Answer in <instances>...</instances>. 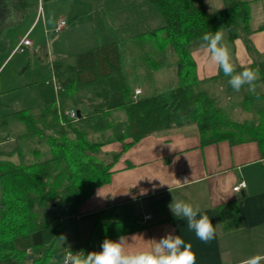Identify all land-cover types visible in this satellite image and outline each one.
Returning a JSON list of instances; mask_svg holds the SVG:
<instances>
[{"label":"trees","instance_id":"1","mask_svg":"<svg viewBox=\"0 0 264 264\" xmlns=\"http://www.w3.org/2000/svg\"><path fill=\"white\" fill-rule=\"evenodd\" d=\"M148 1L162 15V26L50 60L53 85H60L56 99L0 113V144L13 143L0 149V264H55L56 255L70 250L99 251L106 238L175 222L168 194L147 199L151 221L140 220L139 202H121L96 213L84 243L56 249L66 224L95 189L110 181L124 152L154 132L195 124L202 144L255 141L264 155V53L249 39V1L223 0L212 10L204 0ZM27 5L26 0H0V34L12 16L13 23L21 19ZM217 30L226 32L236 72L258 71L254 91L247 85L233 90L222 70L199 78L192 54L205 33ZM239 38L252 58L248 65L236 58ZM42 55L48 59V52ZM72 109L81 110L76 120L64 112ZM115 142L122 144L121 151H105ZM222 207L216 217L224 230L240 229L238 211Z\"/></svg>","mask_w":264,"mask_h":264},{"label":"crops","instance_id":"2","mask_svg":"<svg viewBox=\"0 0 264 264\" xmlns=\"http://www.w3.org/2000/svg\"><path fill=\"white\" fill-rule=\"evenodd\" d=\"M246 1H249L250 9L249 39L257 52L264 53V0ZM204 3L207 8V0H204ZM42 8L44 11V4ZM103 18L104 16L99 15L96 24L108 28ZM61 19L66 20V25L60 30H57V25L55 32L72 34L77 30L90 31L86 27L90 25V16L83 17V23H80L72 13ZM36 27L31 32L27 30L22 37L33 34ZM110 36L109 33L108 37ZM108 37L106 40L121 39ZM31 42L34 46V41ZM17 45L7 55L3 64L11 55L17 53L15 51ZM235 45L238 62L241 65L250 64L252 58L243 39H237ZM192 55L199 78L217 73L218 70L210 63V54L205 49L197 48ZM104 149L108 152L121 151L122 144L111 143ZM241 182H245L246 186L235 191L234 187ZM99 189L101 194L110 196L106 198L98 196ZM142 189L147 194L141 195ZM160 194H168L171 202L174 197L176 200H184L199 206L201 213L207 214L214 224L215 237L203 242L196 237L194 231L187 228L185 220L177 218L172 222L160 218L164 221L124 235L129 238L128 251L147 249L154 243L150 240H158L171 232L173 235H181L186 243L191 244L196 255V264H243L251 257L264 256V155L258 143L246 141L232 144L228 140H223L218 143L202 144L195 124L173 126L154 132L129 147L112 168L110 181L95 189L93 195L81 204L75 219L69 222L86 221L87 226L92 229L97 212L127 201L139 202L140 220H144V216L151 215L146 209L147 199ZM226 204L233 205L239 213L241 228L237 231L226 232L216 217V209H221ZM67 233L65 227L63 237H66ZM70 248L74 247L66 245L59 249V252ZM260 264H264V260H261Z\"/></svg>","mask_w":264,"mask_h":264},{"label":"rangeland","instance_id":"3","mask_svg":"<svg viewBox=\"0 0 264 264\" xmlns=\"http://www.w3.org/2000/svg\"><path fill=\"white\" fill-rule=\"evenodd\" d=\"M26 1L28 5L21 19L13 23L15 16H12L0 34V113L2 114L22 108H33L41 102L56 99L57 93L52 81L53 71L50 60L61 59L115 41L106 40L109 33L111 36L122 39L164 24V19L156 5L148 0ZM43 4L44 11L40 15L39 6ZM220 6H223L222 0H207L209 10ZM89 11H91L90 14H88ZM70 13L74 14L80 23L84 22L83 17L90 16V25H86L90 31L83 29L72 34L55 32L61 17L67 18ZM99 15L104 16L103 21L108 28L96 24L99 21ZM35 27L34 33L28 36L35 45L30 46L24 53L17 52L11 55L3 64L7 55L17 43L19 44V39L27 30L31 32ZM223 33L226 37V32ZM43 51L48 52L49 60L42 55ZM26 64L29 67L23 69ZM12 145L11 141H6L0 144V149L9 150ZM1 195L0 184V197ZM65 227L68 233L64 241L61 239L57 241L56 249L58 250L66 245L76 247L84 243L91 229L86 221L68 222ZM55 264H62V258L57 259Z\"/></svg>","mask_w":264,"mask_h":264},{"label":"clouds","instance_id":"4","mask_svg":"<svg viewBox=\"0 0 264 264\" xmlns=\"http://www.w3.org/2000/svg\"><path fill=\"white\" fill-rule=\"evenodd\" d=\"M201 39L200 47L210 54V63L218 71L222 70L226 77H230L229 84L233 90L239 92L247 85L249 91H254L258 71L245 67L242 71L236 72L222 31L205 33ZM145 194L146 191L142 189L141 195ZM97 195L105 198L110 196V194H101V189L98 190ZM169 209L174 217L185 220L187 228L194 231L201 241L208 242L215 237L214 224L207 214L201 213L199 206L173 197ZM60 239L64 241L65 237L61 236ZM128 241L127 236L121 235L118 240L106 238L99 251L85 253L83 250L77 252L70 250L63 256V264H196V255L191 244L186 243L181 235L168 232L158 240H150L154 243L149 248L137 251L127 250ZM261 260H264V256H254L243 264H260Z\"/></svg>","mask_w":264,"mask_h":264},{"label":"built area","instance_id":"5","mask_svg":"<svg viewBox=\"0 0 264 264\" xmlns=\"http://www.w3.org/2000/svg\"><path fill=\"white\" fill-rule=\"evenodd\" d=\"M39 13H40V15H42L43 14V8H42V6L40 5L39 6ZM66 25V20L65 19H61L60 21H59V24H58V27H57V30H60L61 28H63L64 26ZM28 36H29V34H27L26 36H24V38H22L21 40H20V42H19V44L17 45V48L15 49V51L16 52H23L24 53V51H26V49H28L30 46H32V42H31V40L28 38ZM55 83H54V87H55V89H56V91H58L59 89H60V85L56 82V81H54ZM135 93H136V95L137 94H139L140 93V90L139 89H137L136 91H135ZM65 112V114L67 115V116H69L70 118H72V119H77V117H78V115H77V111L76 110H65L64 111ZM246 186V184H245V182H241L238 186H236V187H234V190L235 191H239L241 188H243V187H245ZM152 218V216L150 215V214H148V215H146V216H144V220L143 221H148V220H150Z\"/></svg>","mask_w":264,"mask_h":264},{"label":"water","instance_id":"6","mask_svg":"<svg viewBox=\"0 0 264 264\" xmlns=\"http://www.w3.org/2000/svg\"><path fill=\"white\" fill-rule=\"evenodd\" d=\"M77 115H78V117L81 116V110L80 109L77 110ZM30 257H32V256H30ZM62 257H63V255H56V258H62Z\"/></svg>","mask_w":264,"mask_h":264}]
</instances>
